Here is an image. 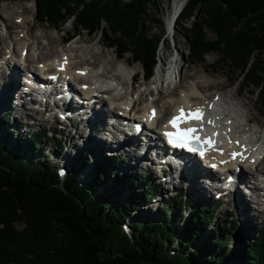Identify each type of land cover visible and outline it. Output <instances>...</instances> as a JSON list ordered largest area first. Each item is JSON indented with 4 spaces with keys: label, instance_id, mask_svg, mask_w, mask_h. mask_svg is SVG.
Returning a JSON list of instances; mask_svg holds the SVG:
<instances>
[{
    "label": "trees",
    "instance_id": "16d2710c",
    "mask_svg": "<svg viewBox=\"0 0 264 264\" xmlns=\"http://www.w3.org/2000/svg\"><path fill=\"white\" fill-rule=\"evenodd\" d=\"M34 2L41 22L59 25L68 14L75 29L88 33L101 29L117 56L130 52L146 72L153 69L161 36L151 35L149 24L162 25L149 13L156 0ZM207 29L215 37L208 39ZM176 32L187 42L190 61L218 52L221 63L240 69L244 84L255 86L264 105V62L259 57L264 52V0H187L176 20ZM4 115L0 119V264H264V231L258 230L234 251L229 242L236 220L226 215L221 223L215 222L216 208L203 202L188 209L192 200L181 193L162 207V219L131 217L155 200V184L134 190L141 182L136 174L100 171L98 161L91 174L79 181L77 173L84 175L88 160L85 152L73 158L61 181L41 149L52 141L59 150L61 140L36 130L10 146L2 136L8 121ZM24 139L33 151L38 150V159L20 153ZM103 158L110 164L109 158ZM121 184L129 185L122 198L116 189ZM124 218H131L129 235L122 230ZM207 229L213 243L205 249L197 241Z\"/></svg>",
    "mask_w": 264,
    "mask_h": 264
},
{
    "label": "bare ground",
    "instance_id": "6f19581e",
    "mask_svg": "<svg viewBox=\"0 0 264 264\" xmlns=\"http://www.w3.org/2000/svg\"><path fill=\"white\" fill-rule=\"evenodd\" d=\"M186 2L187 0H173L170 3H166V5L164 6L165 8L164 12H166L165 18H166L168 34H171L173 32L175 28L176 20L179 14L181 13L182 9L184 8ZM8 5L7 6L4 5L5 7L1 9V13L3 12L7 15L5 16L8 18V21H13L17 16L16 18L18 20L22 19L20 21V24L21 23L24 24V25L21 24V27L7 26L9 27L8 30H10V27L13 29H17L16 30L17 35H20L18 34L19 31L26 30L27 34L25 36H22L21 39H16V40L13 34H11L9 37L11 38L10 43L12 44L11 47L8 46L7 52L4 51L2 48L4 47L3 43H5L6 45V42L8 41L7 39L2 40V38H0V40L3 41V42L0 41L1 42L0 45L2 46V48L0 49V54L2 55L0 60V67L3 68L2 71L0 70V107L1 106L5 107L4 110H8V109L11 110L13 114L16 115L17 117L23 115L21 114V112H25L23 116L27 117L29 122L34 121V124H37L39 122H37V118L35 117L36 113L34 109L31 107L33 101L34 103H36V101L32 99V96H34V91L32 87L25 94L19 92L18 97H16L15 92H13L17 83H19L21 76L25 81V75L23 74V71L26 72V74H29V77L33 82L42 84V83H46L45 80L49 76V74H56V75L58 74L57 68L59 69L65 68L66 70L72 69L77 77H82L84 82H86L90 79V77L87 75H81L80 70L81 69L87 70L88 66L91 68H94L96 66L92 64H87L82 60L78 64L74 63L73 62L74 55L70 51L69 54H65V52L67 51H65L64 49L68 45L62 46V44H58L60 45V49L57 50L56 48V52L59 51L60 52L59 54L55 55L56 52H54L52 53L53 55L51 54L52 56L51 55L48 56L47 59L45 58V60L43 61L40 60L39 56L30 57L31 55H33L32 49H30L29 43L28 44H24L26 42L22 43L24 41L22 39H27L31 35L32 30L28 27L30 23L28 24V20L26 18V16L30 14L31 9L27 5H24L22 7L16 6L17 8L22 9L21 12L19 11L17 12V8L15 6L12 7L10 6L11 4L9 6ZM17 5H20V3ZM13 15H14V19L12 20L11 18ZM8 33H10V31ZM48 36L49 35H46L44 36V38ZM49 39L50 41H52L50 36ZM76 39L74 37L71 43H74ZM14 43L15 46H13ZM17 43H19V45H17ZM89 44L90 43H86L87 46L80 45V47H88ZM18 47H24V49L21 50L22 51L21 54H18ZM38 53L41 54V52L39 51ZM161 59H162L161 62L164 67L158 70L157 75L152 77L148 85L146 84L147 85L146 89H143V83H141L140 81H136V85L132 84L131 86L132 91L139 87L137 94L138 96L137 101L139 102L138 105H140V108H136V106L134 105L132 107V113L130 112V114L128 113L129 98H127L128 91H126V89L128 88V86L126 84V81L124 77L117 76L115 73L109 75L108 74L109 70L107 68H106L107 70L103 68L104 70L103 74L106 77L116 76V78L119 79L122 84L120 93L118 95L119 98L121 99V102H119L117 106H113V103H111L110 100H108L109 98L108 96H103V97L99 96L98 98H96V101L99 102V105L90 108H87L86 107L87 105H84L81 101L77 102L75 99H66L62 103H56L55 109L48 105L43 109L42 114L53 116L55 118V121L52 122L48 120L45 121L47 124L59 122L61 126L67 129H74L76 131V134L80 137H82L81 132H83L84 130L94 129L95 131L98 132L96 137L99 139L98 148L103 149L105 155L119 154L121 155V157L123 155L122 157L123 161L125 163L128 162L126 166L129 169H135L140 166V163H145L146 161L151 162L153 164V166H151L153 169H155L156 171H164V176H166L168 179V188L170 189L175 188L177 181L174 178H170V176L166 172H171L172 170L179 168L184 173L182 179L188 182L189 184L188 186L193 188L195 185H197L200 188H202V190H206L208 193H210V191L206 187V184L204 183L209 184L211 191L216 190L215 188H217L218 185L225 180V178L222 179L223 177H221V174L213 173V172H201L197 170L189 157L181 158L179 159V161L177 160L176 157L168 161L166 160L160 163V165L158 166L156 164L157 161L163 159L165 157V154H169L166 151L158 135H150L148 131L151 132L153 131L149 130L146 127V125H144L143 123L137 121L136 123H138L143 130L142 138L140 139L141 141H143V146H142L141 143H139L138 139H133L129 125L123 121V119L126 118L124 116H121V114L127 115L128 113V116L132 117L131 115H133V113L139 111L141 112L143 117H146L150 109L155 107L157 108L155 119H157L159 123H162L164 120H168L170 116L176 113L181 107L184 106L199 107L205 104L204 101L208 98V96L202 94V91H204V89L206 88L211 87V83H209L208 81L206 82L202 81V79L200 78H204V77H199L200 72L195 71L194 73L189 74L187 77L190 81H193V83H191L189 86L184 85V80L187 79L184 68L182 67L180 69L177 63L176 65H173L174 61L173 63H169L168 65L169 59L165 55L161 56ZM82 63H85V65L82 66L81 65ZM120 63L122 64V61H120ZM125 64L127 63L122 64V66L125 67ZM44 70H46L47 72H45ZM204 72L207 71L204 70ZM177 75L181 80V86L177 85L174 87H170V85L168 84L166 87H159V81L161 82L168 81V83H170L173 78L177 79ZM23 86L24 85L22 84V87ZM69 86H71V83H69ZM176 88L184 89L181 97L178 99H174L172 97V95L175 92L174 90ZM147 89L148 91H145ZM193 90H195L196 92ZM71 91L74 93H78L75 87H72ZM224 94L226 93H223V96L227 98L229 102L232 104L236 115L240 119L245 121L244 126L248 125L249 123H254L255 125H257L258 127L264 130V126L260 124V122H257L255 120L251 121L250 118L248 117L249 114L247 115V113L244 114L242 112L241 107H244L245 109V105H243L240 101L242 96L239 89L235 94H230V95H224ZM154 96H156V98ZM158 96L160 97L159 100L157 98ZM74 97H77V95H74ZM105 99L108 100L109 107H107V105L105 104L104 101ZM165 99H168L166 100L167 102L162 103V105H160V100L161 101L163 100L162 102H164ZM197 99H201L202 102L197 101ZM126 100L128 101L126 102ZM14 103L16 107H14L13 105ZM56 109L62 113L61 116L57 115ZM116 109H118V111ZM28 112H31V114L28 115L29 114ZM147 123L150 124V121L147 120ZM212 123L216 124V119L213 118ZM241 125L242 123L237 126H241ZM218 126H220L219 128L221 131L224 130V134L227 137L232 135L231 144H234L233 142L235 140H239L242 144H247L248 136L246 133H244L243 129L236 128L234 125H232L234 129L232 130L231 126H228L227 123L225 126L222 125H218ZM63 129L64 128H61L62 131H64ZM132 139L133 141L130 143ZM109 142L113 146L110 145ZM226 149L227 146H223V150L217 151V156L218 158L224 159L228 165L233 167L234 164H230L227 160L229 158V155L226 153L225 151ZM132 157H134V162H129L128 160L131 159ZM244 163H246V161H244ZM249 166L245 165L244 168L239 167L237 172H235L234 170L231 171V175L235 178V181L233 183L232 188H230L229 191L224 194L226 196L224 199V204L227 207H229L230 205L237 206V208L240 209L241 212H244V210L246 209L249 211L248 214L249 216L256 217L257 214L260 219L264 220V218L262 217L263 213L259 210V208L256 209L254 208L252 212L250 209L251 207H249L250 203L256 205V202L251 196L252 195L254 196L256 194L255 191L256 183H254L256 181V174L257 173L264 174V167L261 170L262 166H264V157L259 162H257L255 166V170L253 169L254 171H251V169L249 170L245 169V167L248 168ZM250 168H252V165ZM251 179L254 180L251 181ZM247 190L250 192L251 196H249V194L247 195L246 193ZM247 196H249L250 198H248Z\"/></svg>",
    "mask_w": 264,
    "mask_h": 264
},
{
    "label": "rangeland",
    "instance_id": "374dc122",
    "mask_svg": "<svg viewBox=\"0 0 264 264\" xmlns=\"http://www.w3.org/2000/svg\"><path fill=\"white\" fill-rule=\"evenodd\" d=\"M156 1H157L156 5H150L149 13H150L151 17L160 18L162 20V23H161L162 25L160 26L155 22L150 23L149 24V28H150L149 32L151 35H160L161 36V39L159 41L158 48H157V52H158V56H159V60H160V64H161L160 68L164 67L162 62H161V60H162L161 56L165 55L169 59L168 65H169V63H173V61H174L175 64L173 63V65H176V63H177V65L180 67V69L182 67L184 68L186 78L188 77L189 74L194 73L195 71H199L200 72L199 77H204V78H200V79H202V81H205V82L208 81L209 83H211V87L204 89V91H202V94H204L206 92L211 93V91L218 90V91H221L223 93H226L224 95H230V94H235L237 92V90L239 89L241 96H242L240 101L243 105H245V109H244V107H241L242 112L244 114L247 113V115L249 114L248 117L250 118L251 121L255 120L257 122H260V124H262L264 126V124H263L264 123V107L258 103L257 90H256L255 86L254 85H248L245 88L240 89V86L242 85V78H241L242 75H241L240 70L239 69H228L229 68L228 64H223V63L219 62L218 59L220 57V54L218 52L211 51V52L207 53L204 56L202 62L190 61L187 58L188 52H187V48H186V43H187L186 40H184L178 32L175 33L173 38H171L170 35L165 34V31L167 34H168V31H167V25H166V18H165L166 12H164L165 11L164 6L166 5V3H170L173 0H156ZM19 3H20V5H17ZM8 4L9 5L11 4L10 6H12V7L13 6L22 7L24 5H27L31 9L30 14H28L26 16V18L28 20V24L30 23L28 27L32 30L31 35L27 39H22V40H24L22 43H24V42H26L24 44L29 43L30 49H32L33 55H31L30 57L39 56L40 60H42V61L45 60V58L47 59L48 56H50L52 53L56 52V48H57V50L60 49V45H58V44L63 43V41L66 38V34H68V33L71 34L74 31L72 28L71 19H69L66 23L61 25V27L57 31H55L47 23H43V22H40L38 20L33 21L32 16L35 15L34 0H0V19L2 21V22L0 21L1 22V24H0V38H2V40L7 39V41H8V42H6V45H5V43H3L5 48L4 47L2 48V46L0 45V49L2 48L6 52L8 50V46L11 47V44H12V43H10L11 38L9 37L11 34H13V36L15 37V40L21 39L22 36H25L27 34L26 30H24V31L18 30L19 31L18 34H20V35L16 34L17 29H13L10 27V30H8L9 27H7V26L21 27V24L24 25L23 23L20 24V21L22 19L18 20L16 18L17 17L16 15H15L16 16L15 19H14V15L12 16L11 19L12 20L14 19L13 21H8V18L6 17L7 15L3 12L1 13V9L5 6H7ZM18 11L21 12L22 9L17 8V12ZM187 23L189 24L190 22H187ZM103 25H106V23L104 21H103ZM164 26H165V29H164ZM4 27H5V30H4ZM28 27H26V28H28ZM180 29H181V26L179 24L178 30H180ZM9 31H10V33H8ZM46 35H49L53 42L50 41L49 36L44 38V36H46ZM77 37H76L77 39L75 38L76 40L74 41V43H71L70 45H68L70 47L66 46L64 49L65 51H68V52L70 51L74 55V61H73L74 63L78 64L82 60L87 64L99 66V67L104 68V69H106V68L111 69L114 67V65L117 63V61H119V62L122 61V64L129 62L131 64V66H129V71L137 72V73H139L138 76H141L142 71H141L140 64L139 63H132V59L130 57V54H125L123 56V58L118 59L115 56L112 49H106L104 47V45L101 47L99 44H97L98 40H100L101 43L103 44V40L100 37L99 33L89 35L85 32V30H80L79 35ZM206 37L208 39H212L213 37H215V33L212 30L207 29L206 30ZM2 40H0V41L3 42ZM1 42H0V44H1ZM85 42L90 43L88 45V47H80V45L86 44ZM17 45H19V43H17ZM13 46H15V43L13 44ZM62 46H64V45L62 44ZM85 46H87V45H85ZM23 49H24V47H18V54H21V52H22L21 50H23ZM64 50H62V51H64ZM38 51L41 52V54H39ZM176 51L178 54L177 57H175ZM59 53L60 52L57 51L55 53V55H57ZM259 57L264 62V52L262 53V55H259ZM253 59L254 58L252 57L251 60H253ZM85 63H82L81 65L82 66L85 65ZM204 70H206L207 72H204ZM209 73H210V75H209ZM179 81H180V83H179ZM191 83H193V81H190L188 78L184 80V85L189 86ZM177 85L181 86V80H180L179 76H177V79L175 80L174 86H177ZM205 85H206V83H205ZM140 88H141V86H140ZM250 90L254 91V93H250ZM193 91H195V90H193ZM181 95H182V90H179V91H177V93H175L174 97H180ZM198 95H199V92H198ZM154 97L156 98V96H154ZM157 98L159 100L160 97L158 96ZM166 100H168V99H165L164 102H162L163 100L162 101L160 100V105H162V103L167 102ZM199 101L202 102V100H199ZM13 105H14V107H16L15 103ZM1 107L5 109V107H3V106H1ZM4 109L1 112L11 111L9 109L8 110H4ZM28 113H29L28 115L31 114V112H28ZM21 114L24 115L25 112H21ZM23 115H20L17 117L16 115L13 114V112L11 113V117L9 120L10 123L8 124L7 130L9 131V129H13L15 131L14 135H12V134L10 135V138L12 140L17 141L18 138L24 137L27 132L35 130V129H37L39 127H43V126H45V128H47L49 131H51V125L53 123L47 124L46 122H41L40 119H37V122H39V123L34 124V121L29 122V120L26 119ZM37 115H41V114L37 113ZM44 116L45 115H42V118H44ZM20 126H21V128H19ZM56 128H59V127L56 126ZM61 128H64L63 129L64 133L61 136L60 133L57 131L58 132L57 134L62 139H66V145H65L66 148L63 149V152H61L60 155H58V153H57L58 151L55 148H53L52 143L48 142L47 143L48 145L47 144L41 145V149L47 153L46 160L50 163L52 161L59 162V160H61L60 158L63 155V153L66 152L68 154V153L72 152V150H75L73 148L78 147V149L81 150L82 148L87 147L86 144H87L88 140L86 139V136L84 138H82V137L78 136L76 134V131H74L73 129L69 130L63 126H61ZM61 128H60V130H61ZM68 131H69V136L67 138H65L66 133H68ZM9 142H10V140H9ZM27 142H29V141H27ZM25 145H26V141L24 139L23 142H21V144L19 146V151L21 154H24L26 157L32 158V160H36L40 157L38 150L32 151L29 149L28 151H24ZM92 155H93V153L91 154V156ZM107 156H109V155L107 154ZM87 157L89 160L91 159L90 156H87ZM122 157H123V155H122ZM121 159L123 160V158H121ZM121 159H119V161H117V163H115L116 166H119L121 169H122V167L124 169H127L125 167L126 165L124 164V162ZM128 161L134 162V157H132ZM126 164H128V162H126ZM140 164H142V163H140ZM263 167L264 166H262L261 170L263 169ZM245 169L249 170V168H247V167H245ZM137 170L140 171L139 175L141 177L140 178L141 182L137 183L135 185L134 190H139L143 185H149L151 183H157L156 179L154 178L155 176L152 175V173H150V171L143 169L142 166H139L135 169H130L129 172H133V171L136 172ZM251 171H254V170H251ZM253 180L254 179H251V181H253ZM254 183H256V181ZM178 186L179 185H177V187ZM172 187H173V185H172ZM186 188H187V184L185 183V187L181 188V190H179L178 192L182 191L183 193H185ZM166 191H170L168 189V184H166ZM209 191H210V193H208L207 191H204L202 193L203 198L201 200L205 204H208V205H211V204L214 205L215 204L216 205L217 203H216L214 194L217 192L215 190L211 191V188ZM246 193H247V195L250 194L248 190L246 191ZM126 194H127L126 192H124V193L122 192V193H120V197L122 198V196H124ZM189 194L192 196H197V193L195 191H191V192H189ZM247 197L250 198L249 196H247ZM157 199L158 198H155V200H153L152 202H146L142 207H140V209L135 214L130 213V215L134 216V217H138V219H142V218H146V217L150 218V219H162L163 217L160 215V210L162 209L163 206H166L169 201H158ZM218 202H220V201H218ZM196 203H197V201L195 199H192V202L188 203L187 208L189 209L190 206H193ZM220 206H221V208H223L222 204H220ZM232 207H233L232 205L229 206V208L233 209L231 211L233 213L234 219L236 220L237 226L234 229L233 234L231 235L229 243L234 244V249H233L234 251H238V249L240 248L242 243H245L246 240L252 239L255 236L257 230L264 231V224H262V226H261V220L262 219H260L257 214H256V217L253 216L254 217L253 218L252 216L248 215L249 214L248 210L245 209L244 212H241L240 209H235L234 207L233 208ZM249 207H251L250 209L252 212H253L254 208H257L256 205L253 203H250ZM259 210H260V208H259ZM224 211L217 207V209L215 210V214H214L215 222H217V223L222 222V220L224 219V216H225ZM174 214L176 215L175 211H174ZM237 219H238V221H237ZM250 224H254L255 227L252 228V226ZM210 243H213V239H212V235H210V230L207 229L206 232H203L201 234V239L197 241V244L206 249V247H208ZM175 245H176V242H174L171 247H173ZM209 255L210 254H208L207 259L209 258Z\"/></svg>",
    "mask_w": 264,
    "mask_h": 264
},
{
    "label": "snow or ice",
    "instance_id": "6c2138e0",
    "mask_svg": "<svg viewBox=\"0 0 264 264\" xmlns=\"http://www.w3.org/2000/svg\"><path fill=\"white\" fill-rule=\"evenodd\" d=\"M181 112H183V110H181ZM201 116V113H200V110L197 109L196 112L194 114H191V117L192 118H195V119H199ZM182 119V117H174L170 123L173 124V126L175 127L176 126V123L178 120ZM196 129H186L183 133V135L187 136L189 133H192V132H195ZM166 135H168L169 137H171L173 134L171 133H166ZM210 143V142H209Z\"/></svg>",
    "mask_w": 264,
    "mask_h": 264
}]
</instances>
